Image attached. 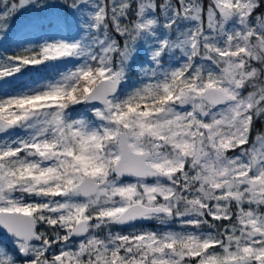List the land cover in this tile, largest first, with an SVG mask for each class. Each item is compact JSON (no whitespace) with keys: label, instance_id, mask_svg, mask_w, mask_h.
<instances>
[{"label":"snow or ice","instance_id":"obj_1","mask_svg":"<svg viewBox=\"0 0 264 264\" xmlns=\"http://www.w3.org/2000/svg\"><path fill=\"white\" fill-rule=\"evenodd\" d=\"M12 38L0 264H264V0H0Z\"/></svg>","mask_w":264,"mask_h":264},{"label":"trees","instance_id":"obj_2","mask_svg":"<svg viewBox=\"0 0 264 264\" xmlns=\"http://www.w3.org/2000/svg\"><path fill=\"white\" fill-rule=\"evenodd\" d=\"M22 19V17H18V20ZM4 48H7L9 51V54H11L12 52L16 51L15 48V38L9 39L8 41L4 42L3 45H0V51H2ZM29 76H35L34 73H31ZM26 79H28V77H25ZM259 126V125H258ZM140 225H138L139 227ZM145 228H151L153 229L155 227L154 223H150L149 225H142ZM124 231H128L127 228L123 229ZM0 241H3L4 243H8L7 241L4 240V236L2 234H0Z\"/></svg>","mask_w":264,"mask_h":264},{"label":"rangeland","instance_id":"obj_3","mask_svg":"<svg viewBox=\"0 0 264 264\" xmlns=\"http://www.w3.org/2000/svg\"><path fill=\"white\" fill-rule=\"evenodd\" d=\"M25 15H27V14H25ZM22 18H23V17H22ZM30 74H31V73H29V74L26 75L25 77H28ZM25 79H26V78H25ZM155 227H156V225H155ZM155 227H154V228H155ZM150 229H151V228H150ZM4 240L7 241V239H6L5 237H4ZM7 242H8V241H7Z\"/></svg>","mask_w":264,"mask_h":264},{"label":"water","instance_id":"obj_4","mask_svg":"<svg viewBox=\"0 0 264 264\" xmlns=\"http://www.w3.org/2000/svg\"><path fill=\"white\" fill-rule=\"evenodd\" d=\"M148 224H150V223H147V222H146V223H144L143 225H148Z\"/></svg>","mask_w":264,"mask_h":264}]
</instances>
